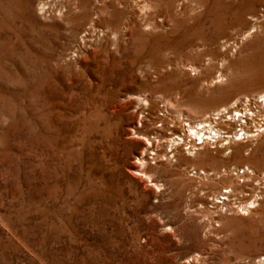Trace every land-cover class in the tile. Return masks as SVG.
Masks as SVG:
<instances>
[{
    "label": "rangeland",
    "instance_id": "1",
    "mask_svg": "<svg viewBox=\"0 0 264 264\" xmlns=\"http://www.w3.org/2000/svg\"><path fill=\"white\" fill-rule=\"evenodd\" d=\"M239 1L0 0V264H264V133L173 139L264 92Z\"/></svg>",
    "mask_w": 264,
    "mask_h": 264
},
{
    "label": "built area",
    "instance_id": "2",
    "mask_svg": "<svg viewBox=\"0 0 264 264\" xmlns=\"http://www.w3.org/2000/svg\"><path fill=\"white\" fill-rule=\"evenodd\" d=\"M219 121L215 123V128L219 129V138L212 137L214 131L211 133L208 130H201L199 133L203 134L202 137L206 140L205 145L214 146V144L221 143L229 144L234 141H250L256 139L262 133H264V94H257L252 97L244 98L234 103L233 107L225 111L220 119H212ZM187 122H184L183 128L187 126ZM219 124V125H218ZM185 133V134H184ZM188 132H180V137L173 136L175 146H182L187 151H194L199 147H202V140L198 139V136H187ZM204 145V146H205ZM234 175H246L248 173L247 167H236L233 169ZM241 182H243V178ZM256 188L264 189V174L258 175L257 181H255ZM258 193V192H257ZM260 198H257L259 200ZM220 200H223L222 198ZM221 203V202H220Z\"/></svg>",
    "mask_w": 264,
    "mask_h": 264
},
{
    "label": "bare ground",
    "instance_id": "3",
    "mask_svg": "<svg viewBox=\"0 0 264 264\" xmlns=\"http://www.w3.org/2000/svg\"><path fill=\"white\" fill-rule=\"evenodd\" d=\"M241 1V0H240ZM239 1V2H240ZM259 1L261 0H243L242 3L238 4V6L235 8V14L237 15V17L239 18H243V15L245 14V12L249 9H253L254 8V5L257 4ZM41 8H43V4L41 5ZM263 55V54H262ZM262 94H264V92H262ZM136 98H138L140 101L143 100V98L139 97L138 95L135 96ZM236 102V101H235ZM233 106V105H232ZM231 107V106H230ZM226 110V107H223L222 109L218 110V111H213L211 113V115L213 116H216L215 119H220L221 116H222V113L223 111ZM215 123H217L218 121H213ZM212 121H210L209 119H203L201 120L200 122H197L195 123L194 125H191L190 123H186L187 124V127H186V132H188L187 134L189 136H195L197 137L198 136V139H203L201 142L202 146L205 145L207 142L206 140L204 139V137H202V135H204V133L201 135L199 132L201 130H208L209 133H211V131H214V135H209L210 138L212 137H218L219 136V129L215 128V125L216 124H213ZM183 139V137H180ZM219 138V137H218ZM172 139V138H171ZM145 144H146V147H145V150L147 149V146H150V145H153L152 142L149 140V138L145 137ZM261 146H264V143H261L260 145H257L255 146V149H259ZM234 154H239V151H235ZM139 160V163L142 165L144 163L145 160L142 159V157H139L138 158ZM247 170H248V173H246V175H234L236 179H240V178H243V181H245V179L249 178V179H252L253 176H254V171H252L248 166H247ZM143 171V170H141ZM140 173V172H138ZM200 173L203 174V177H209V175H215L217 176L219 174L218 177L220 176H225L227 177L228 176V173L225 172L223 174H220V172L216 171L215 173L212 172V173H207V171H201ZM141 174H143L145 176V178L147 179V181H149L152 185L154 186H157L158 187V184H156L155 182L152 181L151 179V175L147 174L146 172H142ZM258 178V177H257ZM255 180L254 181H257L256 178H254ZM247 181V180H246ZM258 190V191H257ZM256 191L254 190L253 193H248L247 195H249V197L247 198L248 200V203H244V205H242L243 207H250L252 206L254 203H256L257 201V198H260L261 196V192H262V189L260 187V189H257ZM258 192V193H257ZM235 195L234 192H233V189H228V190H224L223 191V194L220 195V199L222 198L223 200H220L219 198H217L215 201L220 203L221 204H224V202L226 201V199H228V197L230 196H233ZM247 202V201H246ZM215 207H217V205H215ZM248 210V209H247ZM195 258V257H193Z\"/></svg>",
    "mask_w": 264,
    "mask_h": 264
}]
</instances>
